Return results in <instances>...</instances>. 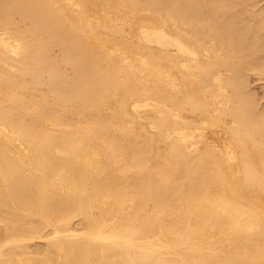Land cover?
<instances>
[{"label":"bare ground","instance_id":"1","mask_svg":"<svg viewBox=\"0 0 264 264\" xmlns=\"http://www.w3.org/2000/svg\"><path fill=\"white\" fill-rule=\"evenodd\" d=\"M256 1L0 0V264H264Z\"/></svg>","mask_w":264,"mask_h":264},{"label":"rangeland","instance_id":"2","mask_svg":"<svg viewBox=\"0 0 264 264\" xmlns=\"http://www.w3.org/2000/svg\"><path fill=\"white\" fill-rule=\"evenodd\" d=\"M255 1V0H254ZM256 4V5H255ZM258 4V5H257ZM252 5H254V9H253V6L250 8V10L252 9V10H254L257 14L260 12V10H264V0H257L255 3L253 2V4ZM259 10V12H257ZM254 11H251L253 14H254ZM247 16H248V14H246ZM245 15V16H246ZM246 16V18H248ZM254 18V19H253ZM258 17H257V15L255 16V14L253 15V17H252V19L251 20H253V21H255L256 22V20H259V18L257 19ZM251 20H249L250 21V23L249 24H251L252 26H254V28L256 27L255 25H257L255 22H253L252 23V21ZM251 31V30H250ZM252 32V31H251ZM262 33L264 34V31H262ZM56 51V50H55ZM57 52V51H56ZM53 54V53H52ZM54 55V54H53ZM57 55H58V57H59V54L57 53V54H55L53 57H57ZM57 59V58H56ZM55 59V60H56ZM59 59H60V57H59ZM58 59V60H59ZM68 68V67H67ZM69 69H70V71H71V73L69 72ZM67 70H68V72H67ZM66 72L70 75V74H72V69L71 68H68V69H66ZM67 74V75H68ZM253 75V76H252ZM252 75H250V77H249V79H247V83H246V86H247V89H248V91H249V93L252 95V96H254L253 98H254V101H255V105H256V109H258L259 111H263L264 110V81L263 80H257V79H259L258 77L259 76H256V75H254V74H252ZM251 76H252V78H251ZM256 76V77H255ZM254 77V78H253ZM252 80H251V79ZM257 78V79H256ZM261 78V77H260ZM263 81V82H262ZM250 88V89H249ZM252 91V92H251ZM259 101V102H258ZM73 112H75V111H73ZM72 113V112H71ZM70 112H69V114H71ZM81 115V114H80ZM84 115V114H83ZM83 115H81V116H83ZM81 116H79L78 117V115L75 117V118H77L78 117V119H81L82 117ZM81 117V118H80ZM154 117V116H153ZM85 118V116H83V118L82 119H84ZM144 122H145V120H143ZM144 122H142L143 124H145ZM137 126L139 125V124H136ZM142 125V124H141ZM145 126H146V124H145ZM134 128H136V129H134V131L136 130V132H139L138 134L139 135H143L142 137H144V136H148V135H150V133L153 131L150 127H147L146 126V131H145V129L144 128H142V126H138V127H136L135 125H134ZM137 128H142L143 129V132H145V133H140V130H138ZM148 128H150L151 130L150 131H148L149 129ZM147 131H148V134H147ZM76 225H74L75 227L74 228H77L78 227V225H77V223H75ZM38 241V240H37ZM35 241V244H37V246L38 247H40L41 245L40 244H42L43 245V242H44V240H41V241ZM42 242V243H41Z\"/></svg>","mask_w":264,"mask_h":264}]
</instances>
